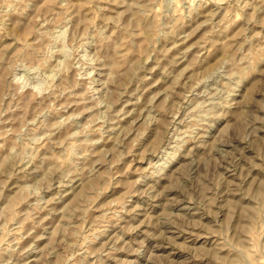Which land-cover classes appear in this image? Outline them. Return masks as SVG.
<instances>
[{"label":"rangeland","instance_id":"obj_1","mask_svg":"<svg viewBox=\"0 0 264 264\" xmlns=\"http://www.w3.org/2000/svg\"><path fill=\"white\" fill-rule=\"evenodd\" d=\"M0 264H264V0H0Z\"/></svg>","mask_w":264,"mask_h":264},{"label":"bare ground","instance_id":"obj_2","mask_svg":"<svg viewBox=\"0 0 264 264\" xmlns=\"http://www.w3.org/2000/svg\"><path fill=\"white\" fill-rule=\"evenodd\" d=\"M17 32V31H16ZM101 101V100H100ZM104 116V115H103ZM165 162V161H164ZM37 166V165H36Z\"/></svg>","mask_w":264,"mask_h":264}]
</instances>
